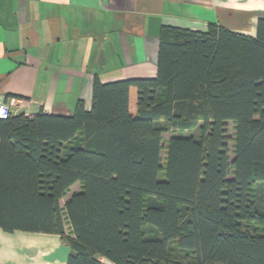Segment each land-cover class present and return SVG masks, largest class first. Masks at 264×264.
<instances>
[{
    "label": "trees",
    "instance_id": "trees-1",
    "mask_svg": "<svg viewBox=\"0 0 264 264\" xmlns=\"http://www.w3.org/2000/svg\"><path fill=\"white\" fill-rule=\"evenodd\" d=\"M158 39L154 77L0 119V227L59 234L66 264H264V17Z\"/></svg>",
    "mask_w": 264,
    "mask_h": 264
},
{
    "label": "crops",
    "instance_id": "crops-1",
    "mask_svg": "<svg viewBox=\"0 0 264 264\" xmlns=\"http://www.w3.org/2000/svg\"><path fill=\"white\" fill-rule=\"evenodd\" d=\"M263 17L264 0H0V93L12 115L70 116L78 100L90 108L95 76L154 77L162 26L254 37ZM71 252L59 234L0 227V264H66Z\"/></svg>",
    "mask_w": 264,
    "mask_h": 264
},
{
    "label": "built area",
    "instance_id": "built-area-1",
    "mask_svg": "<svg viewBox=\"0 0 264 264\" xmlns=\"http://www.w3.org/2000/svg\"><path fill=\"white\" fill-rule=\"evenodd\" d=\"M13 105H15L13 99L8 100L0 93V119H5L12 115L11 108Z\"/></svg>",
    "mask_w": 264,
    "mask_h": 264
},
{
    "label": "rangeland",
    "instance_id": "rangeland-1",
    "mask_svg": "<svg viewBox=\"0 0 264 264\" xmlns=\"http://www.w3.org/2000/svg\"><path fill=\"white\" fill-rule=\"evenodd\" d=\"M228 132H229V135L230 136H232V133H233V124L232 123H229V125H228ZM193 134H195L196 135V130L195 131H193L192 132ZM231 145H232V141H230L229 142V148L231 147ZM159 176H161V174H159ZM68 194V193H67ZM66 196V195H65ZM68 197H64L62 200H61V207L64 205V203H65V201H66V199H67ZM216 264H223V263H216ZM225 264V263H224Z\"/></svg>",
    "mask_w": 264,
    "mask_h": 264
}]
</instances>
